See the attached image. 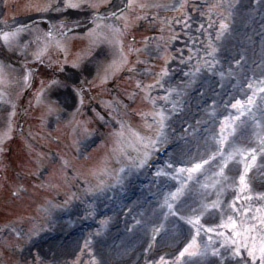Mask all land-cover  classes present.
I'll list each match as a JSON object with an SVG mask.
<instances>
[{"label":"rangeland","instance_id":"1","mask_svg":"<svg viewBox=\"0 0 264 264\" xmlns=\"http://www.w3.org/2000/svg\"><path fill=\"white\" fill-rule=\"evenodd\" d=\"M17 1L27 3L25 0ZM1 2L2 0H0V5ZM181 2L182 0H133V8H141L139 5L143 3L158 5L143 8L145 10L154 9L159 12L157 16H152L155 21L145 18L142 23L135 20L130 14H123L124 19L120 20L96 21L97 24L104 25L99 29V32L106 39L100 40L87 35V29L94 26L89 17L93 11L103 12V16H106L108 12L104 13L105 11L102 8L107 6H102L98 10L69 9L64 13L54 11L47 13L50 14V17L56 20L62 19L65 22L63 31L74 24L73 21L76 20L83 21V24H85V26L78 27L74 31L76 32L75 35L81 38L78 44L74 46L71 42V38L75 36L74 32L69 33L67 39L63 40L65 44L67 43L66 47L64 43L61 44L66 51L67 65L71 66L67 73L69 78H73L72 83L77 81L75 70L84 63L81 68L82 77L88 82L91 81L93 91L96 89L102 90L105 83L118 76L128 63L129 42L119 33L114 35L107 26L111 25L113 28H117L118 21L121 24L135 26L139 29L142 27L148 28L151 25L158 26L160 42L158 45L152 43L153 45L149 46V49L150 47L156 49L150 50L152 56L150 59H155V61L138 57L136 66L139 70H137V73L140 74L145 83L143 90L136 94L134 104L127 110L132 114L135 112L141 113L140 110L146 108L143 95L147 93L149 98L152 99L150 108L156 112L163 110L168 117L165 136L172 128L177 129L175 144L178 143L179 139L181 143L176 147L184 144L183 136L185 134H192L193 130L201 125L206 127L203 131H207V138L209 135L213 136V140H209L215 143L214 147L210 148L208 146L207 139H199L195 153H193V155L199 153L196 158H188L185 163L167 159L156 168L149 182L146 185L137 186L135 191L133 186L136 181L135 173L133 174L130 171V168L126 166L127 164L122 163V156H118L114 152V147H109L110 141H107L105 129L111 128L112 123L109 121L105 125L106 120H102L97 124L92 118H83V115H90L89 108L81 109L79 103L75 100L74 94L65 86L60 85L52 92L54 94L51 93L50 99L45 102L46 105L39 112H35L36 120H33L30 126L27 127L29 135L39 137L40 146L36 150L37 156L34 158L30 152L32 142L20 137V142L14 145L10 155L13 161L20 163L19 174L15 176V174L9 172L0 177V205L3 202L13 205L10 201L12 198L9 192L15 189L14 181L22 180L21 182L28 185L29 191L33 193V195L30 193V195L24 196V199L15 200L16 203L22 204V206L15 205L22 213L20 214L22 215L20 222L14 220L11 221L12 224L2 223L5 226L0 223V231L2 232L4 229L6 231L3 237L4 241H0V256H4V258L0 257V264H125L124 259H129L131 252L133 253L139 247H145L146 249L148 239L156 234L155 229H159V233L165 232L163 235L165 236L172 227L177 230V236L166 244H163L162 239L159 245L162 247L170 246L174 249L177 242L184 235V233L180 234L179 228L185 231L184 237L188 236L190 230L194 231L195 234L197 231L196 228L186 222V219H180L181 216L185 218L199 216L200 224L204 226L203 228H207L211 223L218 222L227 215L224 211V201L233 190L239 192V176L244 172L245 165H252L246 176L249 189L241 195L251 196L252 199L242 200L237 206L241 209L251 208L252 215H256V208H264V198H262L264 197V164L262 169L257 168V163L262 159L264 160V143H262L264 141V113L262 115L258 114L259 105H261V101H264V93L260 92V88L264 87V51L261 53L256 52L254 59L248 60L246 59L248 49L246 52H240L235 42L237 39L236 33L248 24L249 16L258 10L260 14L262 13L261 2H264V0H187L185 6L180 8L178 5ZM126 3H128V0H111L108 7H112L118 12V10L124 8ZM173 5L177 7L174 8ZM213 5L220 6L212 8L210 13L209 9ZM163 13H167V15L163 17L161 22H158V16ZM195 13H198V16L193 19L192 15ZM185 17L188 19L185 20ZM178 20L179 23H177ZM221 22L227 25V28L223 31L220 29ZM1 23L0 21V26H4ZM16 23L17 21L14 22V24ZM185 23L188 24L187 28ZM210 23L211 27H209ZM201 25H203V29L197 31ZM257 27L260 30L259 25ZM254 30L253 28L251 31L254 33ZM138 32L139 34L136 35L138 39L145 37L144 34L140 33L141 31ZM38 34L42 35L40 32ZM240 35L237 39L239 42L243 39V33L240 32ZM251 37H253V34ZM15 41L13 40L11 45ZM116 41H119V43ZM147 43H149V40ZM210 44L211 47H209ZM72 47L75 48L76 53L72 52ZM9 48L8 44L0 40V58L5 57ZM82 48L83 50H81ZM136 48L140 49V56L146 54L145 45L142 46L141 43H137ZM190 48L193 49V52L198 50L199 57L202 59L194 57L189 61ZM213 49H215V52H213ZM122 51L124 57H126V63H122ZM209 53L212 54L209 55ZM147 55L149 56V54ZM162 57L163 60L160 61ZM86 58H89L90 62H86ZM232 58H234L233 61ZM205 60L214 67L205 66ZM76 61L77 63H75ZM223 61H225V69L221 67ZM237 61H239V64H237ZM2 62L0 61V64ZM246 63L253 66L251 72L247 70ZM6 64L8 65V63ZM73 64H76V67H73ZM230 64H236L239 78L230 76L225 71L223 72V70L230 67ZM196 67H199L200 71L196 75H192L191 73L195 71ZM241 70L247 73L250 72V74L243 77L240 74ZM164 71H167L168 75L162 77L161 73ZM174 71H177L178 75L170 81V74ZM186 73L188 75H185ZM9 77L7 76L8 81H5L6 86L4 84L3 89H0L4 93V100L0 104V106H3L0 107L1 110L6 108L7 101H5V97L8 94L13 96L20 87V79L17 80L16 75L9 74ZM210 77H213L214 81L221 78L222 84L221 87L213 86V91L209 89L206 93L207 96L204 97L202 93L205 89V80ZM158 80L160 84H156ZM249 83L252 84L251 89L248 88ZM147 85L154 86L147 88L145 87ZM6 88L9 90L8 94ZM9 88H15V90ZM169 89H174L170 95L168 93ZM186 93L191 96V109L184 111L180 109L179 105ZM100 95L109 97V91H102ZM165 96L168 99H162ZM249 97L253 99L251 111H248L246 107L241 115L240 112L232 108L237 100L247 106ZM201 98L205 100L201 104L203 110H200L198 121L193 122L196 116L193 109H196V105H198L196 101ZM103 104L113 111L115 116H112L118 119L119 115L116 116L113 100L109 97V100L107 102L103 101ZM49 107L54 110L48 111ZM146 109L149 110V106ZM228 117H239V119L235 121L236 135L234 137L230 135V124L228 131L223 133L227 137V141L223 146L225 154L239 147L247 154V159L237 155L234 160L230 161L225 170V174L229 179L216 186H213L216 180L214 173L219 170V159L205 165L201 172L193 173L191 179H189V173L187 172L178 173L177 169L190 168L193 163L207 160L209 156L218 150L217 141L221 138V129L225 127L224 122ZM144 124L146 129L148 125H152L154 134L151 136L154 138L156 125L153 120L146 121ZM47 132L58 136L60 142L56 143L48 138L45 134ZM97 136L100 137L99 143L91 152H88L89 148L96 143ZM47 139L52 142L50 145H46ZM66 145L68 149H65ZM46 147H49V151H51L46 153L47 155L41 150ZM250 149L255 150L254 154L257 157L254 164H252L251 153L248 151ZM68 151H70L69 156L74 160L83 159L82 164L74 161L76 164H74L75 169H73V172L79 171L98 175L96 181H94L95 186L87 184V182L68 183L69 171L58 164L59 158ZM178 152L179 150L175 153ZM92 159H97L99 162L92 165L90 163ZM88 164H90V168L87 166ZM168 164H171L172 167L169 168ZM122 167L125 170L120 172L119 170ZM46 169L47 172L43 178ZM256 169L260 172L257 173ZM14 172L16 173V170ZM158 172L163 174L158 175ZM21 173H24V179L20 178ZM102 173L109 175L101 179ZM32 176L36 179L34 182L36 185L31 180ZM257 180L258 184L255 186ZM221 187H225L226 190L218 197ZM177 188L182 189V195L174 202L177 214L166 215L168 209L163 206L165 197L175 192ZM6 198L10 202L8 200L6 202ZM218 199L221 206L213 209L212 204ZM110 202L112 204H109ZM133 203H138L137 209L133 208ZM205 206H207V209ZM216 211H218V215L214 216ZM228 212L235 215L231 210ZM139 215L142 219L153 216H156V218L149 220L148 225L139 232L137 242L129 246L120 258H116V256H113L116 249H113L109 243L107 248L110 251H107V248L102 244V232L110 226L120 225L119 231L123 234L118 238V242L114 246L116 248L120 240L132 236L131 230L134 228L139 230L137 226L143 225L144 222L138 217ZM33 220L36 223L32 224ZM17 223H21L20 225L23 227L18 229L14 226ZM78 224H82V228L71 237L66 247L62 249L57 247L60 238ZM203 228L200 229L195 244L189 249L191 255L180 257L179 254L174 252L172 255L163 256L158 252L152 256H144V264H161V257H164L167 264H187L188 262H192V264H246L244 260L233 257L229 247H222L224 237L217 235V232H225V235H228V230L216 228L213 232H207ZM75 237L78 238L73 240ZM210 237L211 239H209ZM144 240L145 242L141 244ZM213 249L217 250L216 255L212 254ZM159 250H162V248H157L156 251ZM142 253L147 254V251L139 252L136 256ZM242 255L246 257L247 253L243 252ZM136 258H132L130 264H135ZM247 264H250V261Z\"/></svg>","mask_w":264,"mask_h":264},{"label":"snow or ice","instance_id":"2","mask_svg":"<svg viewBox=\"0 0 264 264\" xmlns=\"http://www.w3.org/2000/svg\"><path fill=\"white\" fill-rule=\"evenodd\" d=\"M187 0H182V2L178 5V7L183 8L186 4ZM63 6H60L59 0H48L47 3H37L35 5H30L31 8H33L37 13H47L54 11L56 13H64L66 10H84V9H93L98 10L102 6H109L111 4V0H62ZM133 0H128V7H132ZM158 5H149L146 3L140 4L139 7L146 8V7H155ZM220 5H213L209 12L211 13L212 8L219 7ZM173 7H177L176 5H173ZM124 9L118 10V12H110L107 16H102L98 13V11H93L92 15L89 17L90 22L93 23V27L88 30L87 35L93 36L96 39H106V37L103 36L99 32V29L101 27H104L102 24H97L96 21H103L106 19H124L123 16ZM188 18L185 17V20ZM180 21L178 20L177 23ZM39 21H33L32 25H21L17 27L14 31H5L2 34H0V40H2L4 43L8 44L9 47H11V43L13 40H15L21 33H24L26 31L31 30L33 27L38 25ZM73 23L77 26H80L83 24V21L76 20L73 21ZM64 21L59 22V27L61 29L64 28ZM211 23L209 24V27H211ZM109 30L115 35L120 32L119 28H113L111 25L107 26ZM185 27H188V24L185 23ZM227 28V25L221 22L220 29L221 31L225 30ZM55 26L50 25L48 31L44 34L46 39H50L53 36ZM203 29V25L200 26V29H197V31H200ZM39 31V29H36ZM72 31V29H67L65 31H61L59 35L64 36L67 34V32ZM219 37V33H218ZM39 39V37H37ZM147 39V38H146ZM175 39V37H173ZM194 39V38H193ZM112 42V41H110ZM119 43V41H116ZM26 46V45H25ZM58 47H61V45L58 43ZM211 47V44L209 45ZM43 51H46L45 49L40 50L38 53L35 54L36 58L39 59L40 55ZM130 51H137L139 52L140 49H130ZM190 55L188 57V60L191 61L194 57L197 59H202L199 57V52L196 50L193 52V49H189ZM213 52H215V49H213ZM212 53H209L211 55ZM182 63L184 61H181ZM122 63H126V57L123 55L122 51ZM205 66L212 68L214 65L210 64L207 60L204 61ZM237 64H239V61H237ZM73 67H76V64H73ZM132 69H130L131 71ZM200 71L199 67L195 68V71L191 73L192 75H196ZM167 71H164L161 73V76H167ZM185 75H188L186 73ZM31 76V70L26 69L25 74L23 76V81L25 86L28 85L29 80ZM4 82V68L3 65L0 64V84ZM58 81H51L50 84H57ZM156 84H160V81H156ZM154 85H147L145 87L152 88ZM137 87H140V83H137ZM162 87V85H161ZM248 88H252V84H248ZM43 91V90H42ZM174 91V89H169L168 93L169 95ZM260 92L264 93V87L260 88ZM4 93L0 91V99L3 98ZM162 99H168L167 96L163 97ZM155 103V101H153ZM253 105V99L252 97H249L247 106L243 105L241 101L237 100L235 104L232 105L233 109H236L238 112L243 114L245 108L247 107L248 111H251V107ZM50 111L54 109H49ZM153 123L156 125V133L155 137L152 136H140L139 134L136 135V139L138 144L142 148V152L140 153L137 160L133 161V164L135 167H143L148 163V160L151 156L152 151L158 150L157 145H163V143L166 142V136H165V129H166V121L168 117L165 115L163 110L153 113ZM239 117H228L225 119V127H222L221 129V138L219 141H217L219 148L216 152H214L207 160H201L198 163H193L190 168H179L176 171L178 173L180 172H187L189 173V179H191V175L193 173H199L204 168L205 165H208L210 162L216 161L219 159L220 163L218 165V171L214 173L216 180L214 181L213 186L220 185L222 182L227 181L229 177L225 174V170L227 169L229 162L234 160L237 155H241L243 159H247V154L244 153V150L237 147L232 152L225 154L224 151V144L227 141V137L223 135L225 131H228V126L230 124L231 131L230 135L235 136L236 135V124L235 121L238 120ZM121 123V129L124 128L123 122ZM149 128L152 127V125H148ZM117 137H121L123 135V132H117L115 133ZM264 143V141H262ZM120 141L117 140L118 147L114 149V152L117 153V155L124 154L123 149L119 147ZM133 150H137L135 147ZM249 153H251V160L252 164L256 161V155L254 154L255 150H248ZM252 165H245L244 172H242L239 176V192L238 195L235 197V199L232 201V203L229 205L231 208V211L235 215H228L226 218H222V222L220 225H217L216 228H223L225 230H228V235H225V232H217V235L224 237V242L222 244V247H229L230 253L233 257L240 258L241 260H244L247 264L248 261H250V264H264V208H256L255 212L256 215H252V209L251 208H240L237 205L242 202V200H250L252 199L251 196H242L241 194L245 193L246 190L249 189V185L246 181L247 172L251 168ZM168 167L171 168L172 165L168 164ZM125 169L122 167L119 171L123 172ZM158 175L163 174L162 172H158ZM226 190L225 187H221L219 195H222L223 192ZM182 195V189L177 188V190L170 195L165 197L164 201V207L168 209V213L166 215H176V210L174 208V202L180 198ZM264 198V197H262ZM220 201L219 199L216 202H213L212 208H219ZM207 209V206H205ZM180 219L184 220L186 219V222L191 225L193 228H196V235L192 237V241L186 245L181 252L179 253L180 257H184L185 255H191L192 253L189 252V249L195 244L196 237L200 233V229L204 226L200 224V217L197 216L195 218L188 217L185 218L183 216L180 217ZM216 229L214 228H207V232H213ZM156 233H159V229L154 230ZM19 235V233H17ZM155 238V237H154ZM211 239V237L209 238ZM243 252H246V257L242 255ZM213 255L217 254V250L213 249ZM161 264H167V262L164 260V257L160 258Z\"/></svg>","mask_w":264,"mask_h":264},{"label":"bare ground","instance_id":"3","mask_svg":"<svg viewBox=\"0 0 264 264\" xmlns=\"http://www.w3.org/2000/svg\"><path fill=\"white\" fill-rule=\"evenodd\" d=\"M257 48H258V50L260 51V52H263L264 51V41H258L257 42ZM238 49H239V51L241 52V50H243V49H241V48H239L238 47ZM234 60V58H232V61ZM236 66V64L234 65H232V64H230V67L226 70V72L225 73H227L228 75H230V76H235V77H238L239 78V73H237L238 72V70H236L237 69V67H235ZM205 139H207V143H208V146L210 147V148H213L214 147V142H212V141H210L209 139H211V140H213V136L212 135H209L208 136V138L206 137V138H203L202 140H205ZM206 143V144H207ZM198 154L199 153H197L196 155H194L193 157H192V159H194V158H196L197 156H198ZM141 220H143V222H144V226L141 228V230L140 231H142L148 224H147V222H148V220H146L145 218H141V216L139 215L138 216ZM172 227V226H171ZM139 231V232H140ZM139 232H137V230H136V228H134L133 230H132V233L133 234H135V233H139ZM177 231H176V229L174 230L173 229V227H172V229H170V231L168 232V233H166L165 234V236H163L161 239H160V241H162V239H163V244H166V243H169L174 237H176L177 236ZM110 236V235H109ZM76 238H78V237H75L73 240H75ZM104 238V236H102V239ZM138 239H136V240H133L132 242H130L129 243V241L127 240V239H123V240H120L119 241V243H118V245L116 246V251L115 252H113V256H116V258H120V256H122V254L124 253V252H126L127 251V249H128V247L129 246H131L132 244H134L136 241H137ZM68 241H70V240H68ZM68 241H66L65 243H64V245L62 246V248H64V247H66V244L68 243ZM77 241V240H76ZM98 244H100V242H98ZM183 264V263H182ZM187 264H192V262H188Z\"/></svg>","mask_w":264,"mask_h":264}]
</instances>
